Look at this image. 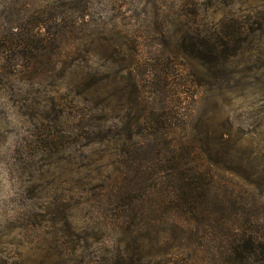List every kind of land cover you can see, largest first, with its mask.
<instances>
[{
  "label": "rangeland",
  "instance_id": "374dc122",
  "mask_svg": "<svg viewBox=\"0 0 264 264\" xmlns=\"http://www.w3.org/2000/svg\"><path fill=\"white\" fill-rule=\"evenodd\" d=\"M0 264H264V0H0Z\"/></svg>",
  "mask_w": 264,
  "mask_h": 264
},
{
  "label": "trees",
  "instance_id": "16d2710c",
  "mask_svg": "<svg viewBox=\"0 0 264 264\" xmlns=\"http://www.w3.org/2000/svg\"><path fill=\"white\" fill-rule=\"evenodd\" d=\"M177 162L181 163V162H180V159H178ZM197 184H198V183H197ZM187 203H188V202H187ZM188 206H189V205H188Z\"/></svg>",
  "mask_w": 264,
  "mask_h": 264
}]
</instances>
